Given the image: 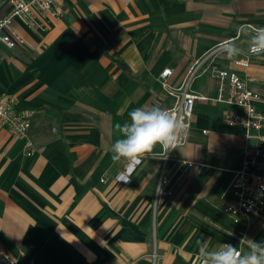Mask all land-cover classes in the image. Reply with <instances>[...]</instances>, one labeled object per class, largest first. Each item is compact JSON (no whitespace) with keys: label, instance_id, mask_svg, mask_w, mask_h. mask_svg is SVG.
<instances>
[{"label":"crops","instance_id":"crops-1","mask_svg":"<svg viewBox=\"0 0 264 264\" xmlns=\"http://www.w3.org/2000/svg\"><path fill=\"white\" fill-rule=\"evenodd\" d=\"M58 1L59 19L40 18L33 28L14 22L23 45L0 42V95L14 94L16 109L33 110L31 155L0 126V254L17 264H196L201 229L209 250L226 241L247 252L248 243L222 229L251 226L253 233L264 224H235L221 210L244 139L240 127L223 123L226 113L241 111L215 100L210 69L246 59L235 69L264 94V48L256 45L264 0ZM8 9L0 0V16ZM166 67L172 72L163 78ZM184 91L208 97L194 102L186 143L168 159L157 145L156 158L136 166L130 184L116 181L127 164L112 159L115 125L130 122L135 108H169ZM178 159L202 163L201 172L155 205L161 172ZM170 225L175 235L166 232Z\"/></svg>","mask_w":264,"mask_h":264},{"label":"built area","instance_id":"built-area-1","mask_svg":"<svg viewBox=\"0 0 264 264\" xmlns=\"http://www.w3.org/2000/svg\"><path fill=\"white\" fill-rule=\"evenodd\" d=\"M8 3V11L0 16V42L8 48H15L25 43L23 36L14 26L16 20L27 28H33L42 26L40 18L56 20L63 15V5L58 0H8ZM247 65L246 59H234L231 65L212 67L210 76L217 82L218 95L215 100L235 105L241 111L226 113L223 123L227 126L240 127L244 139L240 165L233 171L229 184L220 196L221 210L233 223L245 222L248 225L250 219L264 224V94L249 85V81L253 78L245 80L235 69ZM171 72V69L166 67L160 75L166 78ZM224 91H227L225 98ZM197 99L206 100L208 97L192 91H184L180 100L165 109L185 124V131L178 146L186 143L194 102ZM16 102L17 97L14 94L0 95V126L6 127L14 138L24 140L27 155H31L32 143L26 138L33 110L16 109ZM170 151L165 154L162 150V156L168 159ZM202 167L203 164L197 161L178 159L170 172L163 168L156 187L154 204L164 206L169 203L174 196L175 185L199 174ZM126 168L127 166L115 175V180L124 185L130 184L131 179L125 183L120 181L118 176L126 174ZM244 239L246 240L245 237L242 240ZM223 243L228 242L219 243L217 248ZM0 264H17V260L4 253L0 254ZM196 264H202V259Z\"/></svg>","mask_w":264,"mask_h":264},{"label":"clouds","instance_id":"clouds-1","mask_svg":"<svg viewBox=\"0 0 264 264\" xmlns=\"http://www.w3.org/2000/svg\"><path fill=\"white\" fill-rule=\"evenodd\" d=\"M256 45L264 48V30L258 35ZM129 118L130 122L115 125L120 138L111 146L112 159L127 164L126 174L118 176L125 183L130 181L132 172L145 158H156L154 149L157 145L165 154L178 148L185 131L184 123L159 106L135 108L129 112ZM199 255L202 264H264V243L253 241L247 252H241L228 243L209 250L206 243L201 242Z\"/></svg>","mask_w":264,"mask_h":264},{"label":"rangeland","instance_id":"rangeland-1","mask_svg":"<svg viewBox=\"0 0 264 264\" xmlns=\"http://www.w3.org/2000/svg\"><path fill=\"white\" fill-rule=\"evenodd\" d=\"M227 130L225 129V128H222V131H221V134H220V137H222V138H224V137H226V135H225V132H226ZM212 155H214V154H212ZM212 161L213 162H215V163H218V164H220V158L219 157H216V155L215 156H213L212 158ZM222 160V159H221ZM223 187V186H222ZM221 187V188H222ZM222 190H223V188H222ZM221 189L218 191V199H219V196H220V194H221ZM218 199H217V202H218ZM179 221H180V219H179ZM178 221V222H179ZM176 223V222H175ZM177 224V223H176ZM186 225H187V222L185 223ZM210 226L212 225V226H215L217 229H219V230H221L222 229V225L221 224H217V223H208ZM207 224H205V226H206ZM173 226V227H172ZM176 225L174 226V225H170V227L169 228H167V230H166V232L167 233H171L172 235H175L176 233H177V230H176ZM231 226H229V228H230ZM251 227V226H250ZM249 227V228H250ZM227 229V231H226V229H222V230H224V232L227 234V236L230 238L231 237V239L230 240H232V239H238V241L240 242V243H248V245H246V247H247V249L249 250V245H250V243H251V240L249 239L250 237H253V241H255V242H260V243H264V227H257V228H254V229H252V230H255L253 233L251 232V233H249L248 232V229L249 228H246V229H244V232L246 233V240L244 239V240H242L243 238L241 237V235H238V234H240L239 232H237L236 230H234V228H230V229ZM185 230H187L186 231V234H189V237L191 238L192 237V235H193V233H192V230H193V228H191V227H189V228H184V231ZM221 230V231H222ZM212 231H215V229H213ZM205 234V232L201 229V232H199V237H198V241H196L195 242V244L193 245V248H195V247H197L198 246V244L200 243V242H205L206 241V237L204 238V239H202V237H203V235ZM234 235H236V237L234 236ZM207 236V235H206ZM216 237V239H219V237L216 235L215 236ZM207 240H209V239H207ZM247 250V251H248Z\"/></svg>","mask_w":264,"mask_h":264},{"label":"trees","instance_id":"trees-1","mask_svg":"<svg viewBox=\"0 0 264 264\" xmlns=\"http://www.w3.org/2000/svg\"><path fill=\"white\" fill-rule=\"evenodd\" d=\"M100 50H102V49L100 48Z\"/></svg>","mask_w":264,"mask_h":264}]
</instances>
